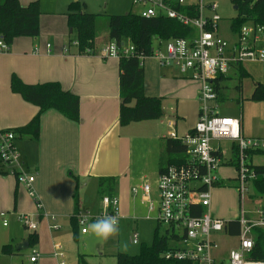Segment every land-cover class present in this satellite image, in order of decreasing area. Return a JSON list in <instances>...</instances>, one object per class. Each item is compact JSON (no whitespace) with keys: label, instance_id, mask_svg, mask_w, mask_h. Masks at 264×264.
Here are the masks:
<instances>
[{"label":"crops","instance_id":"crops-1","mask_svg":"<svg viewBox=\"0 0 264 264\" xmlns=\"http://www.w3.org/2000/svg\"><path fill=\"white\" fill-rule=\"evenodd\" d=\"M18 1L22 6L35 2V0ZM39 1L44 10L51 12L49 22L46 21L48 19L46 18L44 22L40 23L39 36L17 38L9 46L8 52L0 54V130L24 126L38 112L37 107L24 102L20 96L11 93L9 83L12 75H16L23 83L31 85L58 82L63 90L77 95L79 97V122H71L58 112L48 110L41 115L40 133L37 141H15L14 144L21 155L25 169L34 173L33 185L36 190L33 185L32 188L35 197L42 205V210L37 211L31 198L34 212L29 215L35 218L39 216V222L45 220L48 230L50 225L56 223L58 217L65 214L71 217L75 178L79 183L78 207L80 212L92 213L94 211L98 214L102 206L97 195L98 180L103 177H112L116 180L115 198L118 200V209L122 216L119 222L129 219L132 207H137L138 204L153 205L155 210L152 212L148 210V214L153 215L155 221L158 200L156 188L154 201L150 198L151 187L148 197L144 196L140 189L146 180L145 173L149 167V159L156 158L158 177L162 143L169 138L172 130L168 127V122H174L173 130L178 138L184 137L193 130L198 120L200 105L194 125H189L181 135H178V119L180 117L177 113V102L172 113L166 115L163 110V116L159 120L121 127L118 122L120 104L118 59L106 57L102 53V50L112 42L108 39V31L105 37H100L97 24L94 49L90 54L78 55L76 47L72 45L74 37L67 26L66 8L70 2L66 0ZM84 4L86 12L92 14L87 4ZM131 7L133 8L132 1ZM47 45L50 46L49 49L46 48ZM36 49L39 50L38 54H35ZM146 61H143L142 67L144 70V94L147 97H161L164 102L168 99L167 93L163 91L165 83H192L186 80L181 81L182 78L178 77L176 72L171 69H169L170 76H162L161 69L163 68L159 67L155 58H147ZM165 69L168 70V68ZM253 90L254 86L250 91V97ZM196 100L198 102L197 95ZM171 116H175V119H171ZM238 119L241 124V119ZM241 133L246 138H257L245 134L242 125ZM133 154L139 158L138 168L135 172L132 171L134 163L131 157ZM0 165L2 164L0 163ZM4 175H7L5 168L3 173H0V177ZM137 175L138 181L140 180L141 183L136 187L139 191L134 196H138V201L130 206L125 200L122 187L126 183H130ZM44 184L52 190L55 189V186H60V188H57L56 193H52V195L48 193L42 196L40 187ZM222 187L223 181L222 185L217 188ZM88 192L89 194H87ZM86 195H91L92 201L88 205H86ZM210 211L211 213L215 212L211 205ZM51 218H54V221ZM217 218L224 220L218 216ZM145 219L151 220L149 217ZM3 227L7 226L3 225ZM87 233L88 231L79 234L85 236ZM24 241L25 239L21 245L16 247L23 250ZM10 257L13 258V256ZM28 263L31 264L29 259Z\"/></svg>","mask_w":264,"mask_h":264},{"label":"built area","instance_id":"built-area-1","mask_svg":"<svg viewBox=\"0 0 264 264\" xmlns=\"http://www.w3.org/2000/svg\"><path fill=\"white\" fill-rule=\"evenodd\" d=\"M132 6L137 8L136 13L142 18L164 17L174 19L183 26L194 30L189 37L172 38L167 41L154 42L153 57L159 67L174 70L178 77L194 82L198 85L197 99L200 105L198 120L191 131L182 138H178L174 122L169 121L171 130L169 138L179 139L186 147L188 159L179 166H169L165 172L157 177V207L155 221L158 226H165L167 236H178L180 241L172 245V251L163 255L165 260H187L194 264H257L250 258L254 249L253 228H264V212L257 210L258 220L245 218V212L240 211L237 218L239 233L230 236L225 231L226 220L215 217L210 211L212 190L222 185L219 171L229 161H224L225 151L220 143L230 141L231 149L237 150V169L234 168L233 180L237 184L239 200L252 190V182L257 175L251 167L250 152L264 153V139L246 138L241 133V124L238 118L222 116L217 109V81L221 77H228L232 70L247 63L264 65V26L253 22L244 24L232 38L220 36L218 6L214 3H205L204 0H132ZM194 7L198 13L193 18L182 14L176 7ZM231 31V30H230ZM73 46H77L73 41ZM50 48L49 45L46 46ZM9 51V47L0 40V54ZM39 50H35L38 54ZM102 53L106 57L118 59L138 58L143 65L144 58L137 57L134 46L111 42ZM222 85V82H220ZM12 132L0 134V163L9 166L17 184L23 186L33 199L37 211L42 205L35 197L32 185L34 176L29 174L22 162L21 155L14 144ZM215 143L214 147L212 144ZM16 175V176H15ZM144 196H149V184L140 188ZM138 188L132 194L138 193ZM148 200V199H147ZM149 202V200L147 201ZM101 209L96 216L79 212L76 215L80 233H86L84 227L89 221H95L102 216H116L122 218L118 209V200L103 198ZM197 208H203L200 215H196ZM149 212L155 210L149 205ZM7 213H0L4 218ZM46 217V216H45ZM54 221V218H51ZM17 221L28 231H35L39 225V216L35 218L29 214H20ZM7 226L6 222H3ZM56 224L49 226L55 231ZM235 239L237 244L224 252L219 240ZM134 245L139 244V235L134 232L131 237ZM52 257L57 264H66L61 245L52 244ZM39 254L32 250L29 258L31 264H37Z\"/></svg>","mask_w":264,"mask_h":264},{"label":"trees","instance_id":"trees-1","mask_svg":"<svg viewBox=\"0 0 264 264\" xmlns=\"http://www.w3.org/2000/svg\"><path fill=\"white\" fill-rule=\"evenodd\" d=\"M236 7V17L231 20L230 30L233 34L238 33L240 28L248 22L264 26V0H231ZM176 10L190 17H197L198 13L194 7L177 6ZM39 4L32 2L22 6L18 0H0V40L8 47L17 38H36L39 36ZM67 26L74 37L78 55L90 54L95 46L97 33V16L86 12V5L80 1H73L66 8ZM194 30L183 26L174 19L164 17L142 18L136 12H128L125 15H110L108 18V39L116 42L129 43L134 46L137 57L150 58L153 56L154 42L156 40L167 41L172 38L189 37ZM119 70V115L118 122L121 127L145 121L159 120L163 116L161 97H147L144 94V70L138 58H124L118 60ZM238 83L249 77L247 71L239 66L236 69ZM227 79L221 77L217 81V99H221L222 86L220 82ZM11 93L18 95L21 99L35 107L37 114L24 126L9 130H0V134L12 132L14 141H32L39 138L41 115L54 110L65 119L79 122V97L62 89L58 82H47L42 84H25L16 75H12L9 83ZM240 91L241 87H237ZM250 100L260 102L264 105V84L255 83ZM191 133V132H190ZM162 151L159 159L158 173L161 174L169 166H179L187 159L186 147L179 139L167 138L162 143ZM250 162L254 156H264V153L250 152ZM237 150L231 149V160L225 164L237 169ZM252 164V163H251ZM257 175L252 182L254 195L264 197V165L251 166ZM16 176V175H15ZM16 181V179H15ZM116 180L112 177H103L98 180L97 195L100 200L115 197ZM16 186H18L16 181ZM79 183L75 178V191L72 197L73 213L70 217L71 236L78 243L80 227L76 215L80 212ZM264 210V207H263ZM196 215H200L203 208H197ZM160 226L154 229L152 240L149 245L141 243L137 255L130 256L125 253H116L115 264H194L187 260H165L163 255L172 251L175 243L180 241L178 236H167L159 233ZM225 231L230 236L239 233L237 220H229L225 225ZM254 249L250 258L264 262V228L255 227ZM38 243V234L33 232L27 235L23 248H32ZM16 249V250H15ZM22 249L12 244H5L0 249V254L15 256ZM17 253V254H16ZM78 264H88L84 257L78 255Z\"/></svg>","mask_w":264,"mask_h":264},{"label":"rangeland","instance_id":"rangeland-1","mask_svg":"<svg viewBox=\"0 0 264 264\" xmlns=\"http://www.w3.org/2000/svg\"><path fill=\"white\" fill-rule=\"evenodd\" d=\"M36 1L39 4L40 27V23L44 22L46 18H48L46 21L49 22L51 12L49 10H44L39 0H35V2ZM66 1L73 2L77 0ZM78 1L86 3L92 14L97 16L100 37H105L107 34L108 18L110 15H125L128 12L137 11V8L131 7L132 0ZM204 2L214 3L218 6L217 12L221 17L219 21V34L225 39L232 38L230 23L237 14L233 9L231 0H204ZM152 58L154 57L151 56L148 59ZM146 60L147 58H145V62H147ZM243 67L246 69L249 77L243 79L239 84L236 77V70L230 72L227 79L221 85V99L215 102L217 105L216 111L222 116L240 118L245 134H249L250 137L263 139L264 105L263 103L250 100V91L255 83L264 84V65L259 63H248L243 65ZM161 75L168 77L171 75V72L169 69L163 68L161 69ZM180 80L185 81L183 79ZM165 84L166 86L163 91L167 93L168 99L163 102V110L166 115L171 114L177 102V113L180 117L178 119V135H181L189 125H194L196 121L197 109L199 106L196 100L198 85L194 82L189 84ZM239 86L241 87L240 91L237 88ZM171 119H175V116H171ZM212 145L214 147L216 146L215 143ZM220 145L225 151L224 161H229L231 159V142L222 141ZM137 157L138 156L134 154L131 157L134 163L132 168L134 172L138 168L139 158ZM155 160L156 158L154 157L149 159V167L145 173L146 180L143 183L150 185L152 189L150 198L152 201L156 199L157 161ZM251 163L253 165H264V156H254ZM4 168L7 170V175L0 177V212L7 213V215L4 218L0 217V249L5 244L15 243L13 244L15 247L21 245L22 241L27 238V235L33 233V231H28V229L24 228L16 219V216L20 213L32 214L34 212V204L32 200H30L31 197L28 196V192L23 186H16L15 177L10 173L9 166L3 167L0 165V173H3ZM29 174L34 176V173L29 172ZM219 175L225 179L223 180L222 188H215L212 190L211 208L213 207L215 210L212 214L227 221L237 220L240 211L243 210L245 212V218L258 220L259 215L256 211L259 210L264 212V197L256 196L253 190H250L245 197L239 200L236 189L237 184L233 180L234 168L224 165L221 167ZM140 183L141 181H138L137 175L130 183H126L122 187L125 200L130 206H133V204L138 201V196L132 195V190L139 186ZM33 187L35 189V185H33ZM57 188H60V186H55V189L52 190L48 185L44 184L40 187V193L42 196L48 193L52 195V193H56ZM87 194H89V192ZM91 201V195H86V205L91 203ZM147 206H149V204H138L137 207H132L133 210L131 211L132 213L129 219H124L119 222L118 235L108 240L97 238L88 229V225L95 221H89L84 226L86 231H88L87 235L84 236L79 234L78 243H75L71 236L70 217L68 214L57 218L56 223H54L59 227L57 231L50 232L47 228L46 221L42 220L34 231L38 234V243L32 248L21 250L18 254L16 253L17 255L13 256V258L0 254V264H29L28 259L32 256V250H36L40 256L38 264H56L51 254L53 243L62 246L63 252L65 253L64 261L66 264H78V255L83 256L88 264H115L114 255L116 253L120 252L134 256L139 252L141 247L140 243L145 245L151 243L153 229L157 226V223L153 220V215L148 214ZM89 215L91 217L96 216V212L92 211ZM147 217L151 218V220H146L145 218ZM3 222L7 223V227H3ZM164 230L165 226H161L159 228V233L163 234ZM134 232H138L140 235V243L138 245H134L131 242V237ZM219 241L221 249L224 252L235 247L237 244L235 239L229 241L220 239ZM125 245H127L126 249L124 247Z\"/></svg>","mask_w":264,"mask_h":264},{"label":"clouds","instance_id":"clouds-1","mask_svg":"<svg viewBox=\"0 0 264 264\" xmlns=\"http://www.w3.org/2000/svg\"><path fill=\"white\" fill-rule=\"evenodd\" d=\"M88 229L97 238L108 240L119 233V220L116 216H102L97 218L95 222L88 225ZM125 249L127 245L124 246ZM257 264H264V262H257Z\"/></svg>","mask_w":264,"mask_h":264},{"label":"water","instance_id":"water-1","mask_svg":"<svg viewBox=\"0 0 264 264\" xmlns=\"http://www.w3.org/2000/svg\"><path fill=\"white\" fill-rule=\"evenodd\" d=\"M234 10H236V7H233Z\"/></svg>","mask_w":264,"mask_h":264}]
</instances>
